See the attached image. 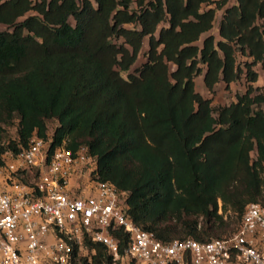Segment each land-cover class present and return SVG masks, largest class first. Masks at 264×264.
<instances>
[{"label":"trees","instance_id":"1","mask_svg":"<svg viewBox=\"0 0 264 264\" xmlns=\"http://www.w3.org/2000/svg\"><path fill=\"white\" fill-rule=\"evenodd\" d=\"M0 25V166L33 135L85 147L160 242L222 238L248 203L264 207V0H0ZM241 75L228 104L195 90ZM90 246V264H110Z\"/></svg>","mask_w":264,"mask_h":264},{"label":"built area","instance_id":"2","mask_svg":"<svg viewBox=\"0 0 264 264\" xmlns=\"http://www.w3.org/2000/svg\"><path fill=\"white\" fill-rule=\"evenodd\" d=\"M5 155L0 264H90L91 243L104 248L110 264H264V207L258 203H248L222 238L160 242L131 221L124 191L95 178L85 147L72 151L63 141L51 147L33 135L25 148ZM116 231L126 236L122 247Z\"/></svg>","mask_w":264,"mask_h":264},{"label":"rangeland","instance_id":"3","mask_svg":"<svg viewBox=\"0 0 264 264\" xmlns=\"http://www.w3.org/2000/svg\"><path fill=\"white\" fill-rule=\"evenodd\" d=\"M220 12H217L214 18L213 26L210 30V33L215 37L218 38L217 33H216V26H217V19L219 16ZM69 23L72 24V19L69 18ZM6 27L4 25H0V30L5 29ZM203 36V35H202ZM197 41V44H200L201 38ZM145 42L143 44L142 50L145 49ZM236 55V62L237 65L243 69V63L248 62L250 59L246 56L241 55L238 51H235ZM143 61V56L142 53L138 55L137 60L135 63L131 66L130 71L134 69V67L138 66L141 62ZM253 69L257 73V79L252 82V86L257 88L258 92H262L264 94V70H262L258 65H255ZM124 76L125 74L122 73ZM194 86L195 90L200 93L203 97L205 98H210L211 105L217 106V105H224L228 104L229 102L233 101L235 99L236 94H241L245 90V82L243 75L240 76L238 80L235 82H232L229 84L228 87H225L222 82H218L215 84L213 92L209 93L207 89L204 87L202 81H201V76H197L194 79ZM52 128V124L48 123V131H50ZM8 132L10 136H13V129L8 128ZM251 156H253V153L251 152Z\"/></svg>","mask_w":264,"mask_h":264}]
</instances>
